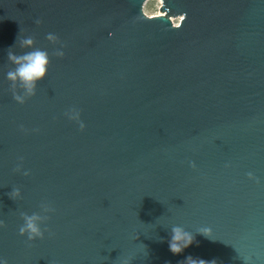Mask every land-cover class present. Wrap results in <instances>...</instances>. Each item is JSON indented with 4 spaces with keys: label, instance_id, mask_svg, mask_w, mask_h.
<instances>
[{
    "label": "water",
    "instance_id": "water-1",
    "mask_svg": "<svg viewBox=\"0 0 264 264\" xmlns=\"http://www.w3.org/2000/svg\"><path fill=\"white\" fill-rule=\"evenodd\" d=\"M149 1L0 0L7 264H264V0H163L155 17ZM26 36L51 65L21 104L6 53ZM42 203L29 240L22 214ZM177 224L197 240L179 255Z\"/></svg>",
    "mask_w": 264,
    "mask_h": 264
},
{
    "label": "clouds",
    "instance_id": "clouds-1",
    "mask_svg": "<svg viewBox=\"0 0 264 264\" xmlns=\"http://www.w3.org/2000/svg\"><path fill=\"white\" fill-rule=\"evenodd\" d=\"M36 22L40 23L39 20ZM47 39L56 43L59 37L54 33H48ZM20 47L26 49V51L18 53L14 50V46L8 48L9 51L6 53L7 58L13 67L7 71L6 78L11 82L13 98L18 103L23 104L28 98L36 95L39 82L47 78L51 65V56L47 50L36 47V41L32 36L22 38L20 40ZM55 55L60 57L64 56L63 47L57 48ZM66 115L69 119L78 121L82 129L86 127L81 120L79 110L73 108ZM16 170L22 171L24 175L30 174V170L23 169L22 165H17ZM9 195L14 200L20 197V188L14 187ZM53 211L54 209L50 204L42 203L40 211L33 212L32 214L23 213V223L19 227L20 235L27 236L29 240L44 238L45 232L47 231V221L50 219V213ZM0 227H3L2 221H0ZM197 232L210 238V230L201 229ZM167 242L170 251L173 254L179 255L194 243H197V240L196 235L192 231L177 224L171 226V236ZM0 264H7L6 259L0 257ZM185 264H218V261H208L189 255L186 257Z\"/></svg>",
    "mask_w": 264,
    "mask_h": 264
},
{
    "label": "rangeland",
    "instance_id": "rangeland-1",
    "mask_svg": "<svg viewBox=\"0 0 264 264\" xmlns=\"http://www.w3.org/2000/svg\"><path fill=\"white\" fill-rule=\"evenodd\" d=\"M163 1L162 0H150L146 7H145V13L150 17H155L161 15V7H162ZM175 23H178L177 20L173 19Z\"/></svg>",
    "mask_w": 264,
    "mask_h": 264
},
{
    "label": "bare ground",
    "instance_id": "bare-ground-1",
    "mask_svg": "<svg viewBox=\"0 0 264 264\" xmlns=\"http://www.w3.org/2000/svg\"><path fill=\"white\" fill-rule=\"evenodd\" d=\"M163 1V0H162Z\"/></svg>",
    "mask_w": 264,
    "mask_h": 264
}]
</instances>
